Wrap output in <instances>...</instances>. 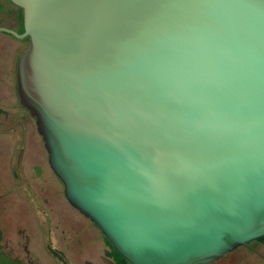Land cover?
I'll return each instance as SVG.
<instances>
[{
	"label": "water",
	"instance_id": "1",
	"mask_svg": "<svg viewBox=\"0 0 264 264\" xmlns=\"http://www.w3.org/2000/svg\"><path fill=\"white\" fill-rule=\"evenodd\" d=\"M9 1L19 104L129 264H209L264 236V0Z\"/></svg>",
	"mask_w": 264,
	"mask_h": 264
},
{
	"label": "rangeland",
	"instance_id": "2",
	"mask_svg": "<svg viewBox=\"0 0 264 264\" xmlns=\"http://www.w3.org/2000/svg\"><path fill=\"white\" fill-rule=\"evenodd\" d=\"M0 35L2 34L0 33ZM14 40L18 41L17 39ZM19 42H23V40L19 39ZM10 66L12 67V60ZM10 66L8 68H11ZM1 70L0 68V159L3 163H0L2 166L0 176L4 181H2L3 183L0 182V198L4 196L11 203L12 200H18V198L24 199L27 194V191L23 192L22 189L29 186L28 180H24L26 176L23 174V170L13 166V155L15 153V157H18L20 144L28 139V131L33 132L35 130V123L18 102L13 88V77H3V70ZM46 165L49 168L48 164ZM15 170L19 173L17 179L13 177L16 173ZM8 177L9 180H7ZM50 178L51 175L47 174V183H49ZM30 182L32 184V181ZM79 224L80 227L83 226L81 222ZM54 225L55 223L50 222L46 232L47 239L42 240L44 242L41 244L42 253H40L42 264H83L85 260H89L90 264H114L113 258L108 254V245L106 241L104 242L103 235L98 229H92L78 241H66L65 238L54 236L55 233L51 230L55 227ZM12 230L13 232L8 233L4 231L0 248L7 240L12 245L16 239H20L16 236L14 229ZM20 254L22 256L21 252ZM209 264H264V243L251 241Z\"/></svg>",
	"mask_w": 264,
	"mask_h": 264
},
{
	"label": "flooded vegetation",
	"instance_id": "3",
	"mask_svg": "<svg viewBox=\"0 0 264 264\" xmlns=\"http://www.w3.org/2000/svg\"><path fill=\"white\" fill-rule=\"evenodd\" d=\"M0 27L18 34L23 32L22 9L9 0H0ZM0 33L2 34L0 35V68L3 70V77H13V88L16 92V64L20 54L28 47V38L19 42V39L13 35ZM11 60L12 67L10 66ZM9 66L11 68H8ZM24 110L28 113L26 109ZM17 175L16 172L13 177L17 179ZM24 189H22L23 192L27 191L24 199L18 198L9 203L4 196L0 198V241L4 231L13 232L12 229L20 238L16 239L12 245L7 240L0 248V264H42L40 261L41 244L44 243L42 241L44 238L47 239L46 212L40 195L34 193L28 186ZM53 228L51 230L55 233V227Z\"/></svg>",
	"mask_w": 264,
	"mask_h": 264
},
{
	"label": "crops",
	"instance_id": "4",
	"mask_svg": "<svg viewBox=\"0 0 264 264\" xmlns=\"http://www.w3.org/2000/svg\"><path fill=\"white\" fill-rule=\"evenodd\" d=\"M33 122L35 123L34 120ZM28 133V139L20 144L17 153L18 157H15V153L13 155V166L19 167L20 170H23V174L26 176L24 177V180H28V188L34 191V193L40 195L46 212V228H48L50 222L52 224L55 223L56 237L65 238L66 241H78L84 236V234L97 228L88 218L75 210L64 197L62 184L53 174L49 165V168H47V152L44 148L43 141L37 132L36 125L35 130L33 132L28 131ZM0 163H2L1 159ZM1 167L2 166L0 165V168ZM14 172L17 171L15 170ZM17 174L19 175L18 172ZM47 174L51 175L49 183L46 181ZM1 179L0 182L4 181V179ZM7 180H9V177ZM30 181H32V184ZM80 222L83 225L81 227L79 224ZM85 263H90V261L85 260L83 264Z\"/></svg>",
	"mask_w": 264,
	"mask_h": 264
},
{
	"label": "trees",
	"instance_id": "5",
	"mask_svg": "<svg viewBox=\"0 0 264 264\" xmlns=\"http://www.w3.org/2000/svg\"><path fill=\"white\" fill-rule=\"evenodd\" d=\"M104 242L106 241L108 248H109V256L113 258L114 264H129L127 260H125L111 245V243L103 236ZM260 243H264V236L254 240ZM250 243V242H249ZM248 244V243H247ZM85 264H90V263H85Z\"/></svg>",
	"mask_w": 264,
	"mask_h": 264
}]
</instances>
